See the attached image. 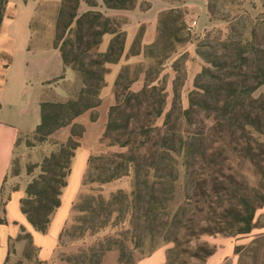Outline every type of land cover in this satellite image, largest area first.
I'll use <instances>...</instances> for the list:
<instances>
[{"label":"trees","instance_id":"1","mask_svg":"<svg viewBox=\"0 0 264 264\" xmlns=\"http://www.w3.org/2000/svg\"><path fill=\"white\" fill-rule=\"evenodd\" d=\"M137 1L102 0V7L129 11L136 8ZM8 3L0 0V33ZM83 4L88 11L81 12ZM213 5L214 0L209 11ZM98 7L96 0H61L58 9L54 47L59 49L65 67L80 79L81 89L68 102L42 101L40 105L41 121L33 132L36 142L48 143L60 130L70 128L66 140L53 143L56 149L50 155L27 168L32 179L20 208L41 234L48 232L61 207L73 159L81 147L85 129L77 120L101 106L107 66L119 63L124 55L126 34L115 18ZM240 8L241 4L234 12L219 14L217 20L227 25L223 38L211 40L209 36L199 45L198 55L205 66L195 78L187 109L178 107L180 95L176 92L175 104L165 114L162 89L146 85L133 92L130 84L134 80L129 79L128 68L119 74L116 105L109 110L104 140L108 147L125 151L89 157L80 189L85 192L78 194L72 207L75 218L71 223L68 220L61 234L71 227L80 240L97 237L93 246L97 249L84 252L82 264H102L111 251L119 253L120 264H136V253L142 260L163 244L174 245L166 264H206L216 248L201 243L203 236L236 237L256 228V213L264 206V14L253 18ZM162 16L159 40L149 47V56L153 48L172 53L188 41L182 14L171 10ZM106 36L111 39L101 51ZM146 75L150 80L149 72ZM163 116V124L156 125ZM20 143L19 137L15 150ZM26 145L35 146L30 141ZM234 156L239 166L245 162L252 166L260 178L258 185H251L235 172ZM94 170L100 171L96 180L100 184L131 178L133 189L105 196L86 182ZM12 171L13 177L20 176L16 160L9 175ZM140 179L148 189L159 182L173 191L145 195L137 188ZM183 182L184 198L173 206V200L165 195L173 196ZM10 198L4 196L3 186L0 224H6L3 215ZM21 238L32 244L30 234ZM149 244L151 249L146 252Z\"/></svg>","mask_w":264,"mask_h":264},{"label":"rangeland","instance_id":"2","mask_svg":"<svg viewBox=\"0 0 264 264\" xmlns=\"http://www.w3.org/2000/svg\"><path fill=\"white\" fill-rule=\"evenodd\" d=\"M211 1L212 0H138L136 8L133 10H102L103 12L110 13V15H107L115 18L119 22L121 31L126 34V40L122 59L117 64L107 66L109 72L105 77L106 87L100 93L102 99L101 106L93 111L85 113L77 120L85 129L83 139L81 140V148L89 150L90 156L125 151V149L119 147H108L107 141L104 140L109 110L112 106L116 105L115 92L117 90L115 82L119 74L125 72V68H128L129 79L134 80L133 83L130 84L131 91L139 92L146 85L157 86L164 91L166 95L165 114L173 108L176 92L180 95L179 102H177L178 107L187 109L189 106L188 97L194 90L195 78L205 66L204 60L198 55L199 45L203 41L205 42L206 38L209 36L211 40H214L223 38L227 33V25L217 20L219 14L234 12L236 9H239L240 4L242 5L240 9L246 11V13L253 18L262 13L264 14V0H214V11H209ZM60 3L61 0H43L38 3L37 11L32 21V32L35 44L40 43L42 45H48L52 41L55 45ZM88 10L89 7L83 4L81 12H86ZM97 10H100V7H98ZM171 10L178 12V14H182L186 27L185 33H188L184 35L185 38L187 37L188 41L177 45L172 53L169 52L168 49L153 48V53L150 55L153 58H151L148 55V51L150 50L149 47L155 45L159 40L161 30L160 22L161 19H163L162 15ZM110 39V36L104 38L103 44L100 47L101 51L107 49ZM9 61V55H0V87L3 84L5 67L8 65ZM68 69L69 72L67 73L69 78L64 74L61 78L51 81L49 85L45 87L43 101L68 102L76 97L81 89V81L70 68ZM147 72H149L150 80L147 79ZM124 83L126 84L127 81ZM122 86L119 88V92L122 91ZM163 121L164 116L156 121V125L161 126ZM69 129L70 128H64L60 130L45 144L36 142L33 138V133L19 136L21 138V143L16 150H14L13 161L16 160L18 162V167L21 172L18 177H13V171L9 175L4 186L5 197H11V193L14 192L16 188L19 190L26 188V185L32 179V176H27V168L29 165L39 164L46 156L50 155V153L56 149L53 143L55 141L62 142L66 140L69 135ZM27 141H30L35 146L27 147ZM236 158L237 157L234 156L233 159L235 160ZM234 165L235 172L245 176L251 185L259 184L260 178L248 162L242 163V165L239 166L238 160H235ZM37 173L38 171L34 175ZM99 176L100 171L94 170L92 171V176L88 177L86 182L91 184L89 188H93L97 192L102 191L105 196L119 190L131 192L133 189V181L131 178L117 180L109 184H100L96 182ZM91 179L94 181L93 183H91ZM180 185L182 187H176L174 189L173 196H170V194L165 195V198L173 200V202H171L173 206L178 205V202L184 198L185 182ZM137 188L144 190L145 195L157 193V195L159 194L162 196L168 191L169 193L173 191L169 189L170 186L168 184L161 185L159 182H156L152 189H148L142 179L138 181ZM84 192L82 188V190L79 191V195ZM74 218L75 212L71 211L69 223H71ZM255 223L256 232L254 234L236 237L203 236L200 240L201 243L206 242L211 247L216 248L214 254L216 257L212 264L215 262L219 264H264V234L259 232L264 226V217H258L257 220L255 217ZM97 240V237L89 236L80 240L74 235V230L69 227L68 231H66L60 239L57 260L61 262V264H82L81 256L84 252H88L90 248H94V250L97 249L93 247L94 244L97 243ZM162 248L166 249L167 256L168 251L173 249L174 245L163 244L159 249ZM150 249V244L145 247L146 252ZM27 251H29V254L27 253L26 255L30 256L32 253L30 252L31 249ZM140 258L141 254L139 253L133 256V260H135L134 262L136 264H139L141 261ZM126 261H129V257L126 258ZM14 264H22V262L14 261Z\"/></svg>","mask_w":264,"mask_h":264},{"label":"crops","instance_id":"3","mask_svg":"<svg viewBox=\"0 0 264 264\" xmlns=\"http://www.w3.org/2000/svg\"><path fill=\"white\" fill-rule=\"evenodd\" d=\"M41 1L9 0L7 16L1 28L0 55H9L10 61L0 88V203L17 139L21 135L33 133L40 124V105L45 87L64 74L69 78V69L65 67L61 53L53 42L48 45L34 43L32 21ZM96 1L100 11L104 10L102 0ZM89 156V150L81 147L77 149L61 207L46 234L37 232L21 212L20 202L25 196V188L11 193L3 215L6 224H0V264H14V261L22 264H61L57 260L61 234L81 189ZM255 217L256 220L264 217V206ZM255 232L256 229L250 234ZM259 232L264 234V226ZM25 234L31 235V245L21 238ZM28 249L32 252L30 256L26 255L29 254ZM215 257L213 255L207 264H212ZM166 260V249L162 248L139 264H166ZM102 264H120L119 254L116 251L109 252Z\"/></svg>","mask_w":264,"mask_h":264}]
</instances>
